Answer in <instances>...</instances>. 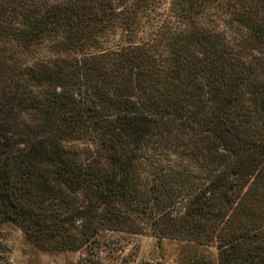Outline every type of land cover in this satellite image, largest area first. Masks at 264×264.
I'll return each instance as SVG.
<instances>
[{"label": "trees", "instance_id": "1", "mask_svg": "<svg viewBox=\"0 0 264 264\" xmlns=\"http://www.w3.org/2000/svg\"><path fill=\"white\" fill-rule=\"evenodd\" d=\"M164 5L0 0V225L82 264L109 233L264 264V0Z\"/></svg>", "mask_w": 264, "mask_h": 264}, {"label": "rangeland", "instance_id": "2", "mask_svg": "<svg viewBox=\"0 0 264 264\" xmlns=\"http://www.w3.org/2000/svg\"><path fill=\"white\" fill-rule=\"evenodd\" d=\"M170 0H165L167 7ZM66 147L80 153L82 158L90 154V145L69 142ZM120 238L121 250L103 248L97 258L87 264H218V250L213 244L161 238L152 235H118L109 233L107 239ZM81 257L88 258L85 249L78 251H45L33 245L21 228L12 223L0 225V264H82Z\"/></svg>", "mask_w": 264, "mask_h": 264}]
</instances>
